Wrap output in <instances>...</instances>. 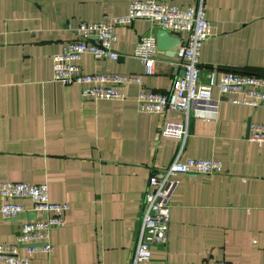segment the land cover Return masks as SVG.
Wrapping results in <instances>:
<instances>
[{
  "label": "crops",
  "instance_id": "1",
  "mask_svg": "<svg viewBox=\"0 0 264 264\" xmlns=\"http://www.w3.org/2000/svg\"><path fill=\"white\" fill-rule=\"evenodd\" d=\"M129 1L0 0V180L45 182L49 199L68 203L63 224L49 231L51 250L33 251L29 264L129 260L148 176L176 155L213 157L221 168L174 175L166 241L150 245L147 264H264V142L245 139L250 123H264V106L230 102L213 88L210 101L190 107L182 144L160 135L164 120L183 116L140 111L134 98L140 85L168 90L180 68L173 55L156 51L152 71L143 72L133 46L158 28L143 18L112 26L116 59L87 52L79 59L85 72L139 73L140 83L120 86L123 98L83 97L77 84L51 79L52 55L79 22L109 20ZM204 6L210 25L198 50L201 78L209 67L216 74H264V0H204ZM30 213L0 214V243H14ZM16 250L23 254L24 245Z\"/></svg>",
  "mask_w": 264,
  "mask_h": 264
},
{
  "label": "built area",
  "instance_id": "2",
  "mask_svg": "<svg viewBox=\"0 0 264 264\" xmlns=\"http://www.w3.org/2000/svg\"><path fill=\"white\" fill-rule=\"evenodd\" d=\"M204 9V0H194L188 4L131 0L124 13L112 16L109 20L106 15H102L98 20L80 21L74 28L73 37L66 40L60 50L52 55L51 79L62 85L77 84L83 97L123 98L120 86L129 82L140 83L139 73L85 72L79 65V59L85 52L94 58L116 59L118 52L112 47L116 37L112 26L143 18L168 31L185 32L173 52L175 63L182 73L179 72L172 78L166 91L145 89L140 85L134 98L140 111L170 110L183 116L181 119L164 120L159 128L160 135L174 137L182 144L190 107L197 101H210L213 88L230 102L264 106V74L237 70L216 74L209 67L204 78H201L198 50L202 40L209 34L210 25ZM155 52V36L145 32L138 36L131 53L141 61L143 72L149 73L152 71ZM245 139L264 142V123H250ZM220 168L221 161L213 157L180 158L176 155L165 167L152 170L147 179L151 189L145 190L142 195L131 258L120 263L99 261L96 264H147L150 245L166 241L168 198L176 181L174 175L211 174ZM16 198H27L30 205L25 207ZM67 207L65 200L49 199L45 182L0 180V214L4 218L17 217L23 211L34 213L33 217L20 221L14 243H0V260L8 264H29V255L33 251H50L52 244L49 241V231L63 224V214ZM18 244L24 245L23 254L17 252ZM209 264L229 263L224 259H217Z\"/></svg>",
  "mask_w": 264,
  "mask_h": 264
},
{
  "label": "water",
  "instance_id": "3",
  "mask_svg": "<svg viewBox=\"0 0 264 264\" xmlns=\"http://www.w3.org/2000/svg\"><path fill=\"white\" fill-rule=\"evenodd\" d=\"M180 41L181 37L178 31H168L159 26L155 31V47L157 52L172 56L174 49L180 43ZM180 72L182 73V70H180ZM20 214L21 212L17 217H19ZM30 214L32 217L34 216V213L32 211Z\"/></svg>",
  "mask_w": 264,
  "mask_h": 264
}]
</instances>
